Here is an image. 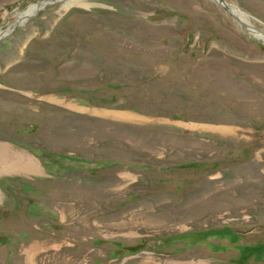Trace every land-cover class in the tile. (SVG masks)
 Wrapping results in <instances>:
<instances>
[{"label": "rangeland", "instance_id": "374dc122", "mask_svg": "<svg viewBox=\"0 0 264 264\" xmlns=\"http://www.w3.org/2000/svg\"><path fill=\"white\" fill-rule=\"evenodd\" d=\"M39 1L0 0V264H264V43L213 0Z\"/></svg>", "mask_w": 264, "mask_h": 264}, {"label": "bare ground", "instance_id": "6f19581e", "mask_svg": "<svg viewBox=\"0 0 264 264\" xmlns=\"http://www.w3.org/2000/svg\"><path fill=\"white\" fill-rule=\"evenodd\" d=\"M61 1V0H59ZM215 3V2H214ZM84 4V0H67V3H65V7L66 6H73V5H83ZM216 4V3H215ZM42 6H44V4H42ZM41 5L39 7H37V5H33V6H30L22 15H21V20H24L25 18L29 17L32 13H36L41 7ZM224 7L228 8L231 10V12L236 15V17H238V19L242 22V23H246L250 26V29H248L247 31L251 32V34H253V36L255 38L259 40H261L263 43H264V32L259 30L257 27H255L252 22L250 21L249 17L244 14L243 12H241L240 10H238L237 8H235L234 6H231L229 5L228 3H226L224 0H223V5ZM219 7V6H218ZM221 10L222 8L219 7ZM223 11V10H222ZM259 31L261 33H259ZM2 34V33H0ZM3 35V34H2ZM11 160V159H10ZM5 161V160H4ZM30 254V253H29ZM28 254V256H29ZM32 256V253L30 254V257ZM29 257V258H30ZM33 257V256H32ZM32 260V259H31Z\"/></svg>", "mask_w": 264, "mask_h": 264}, {"label": "water", "instance_id": "95a60500", "mask_svg": "<svg viewBox=\"0 0 264 264\" xmlns=\"http://www.w3.org/2000/svg\"><path fill=\"white\" fill-rule=\"evenodd\" d=\"M55 1H59V0H55ZM213 1L216 3L217 6H219V7L222 8L223 12H225L229 17H231L232 19H234V21H235L236 23H238L239 26H241L243 29H246V30L250 29V26H249L248 24H246V23H242V22L238 19V17H236V15H234V14L231 12L230 9H228V8H226V7H224V6H222V5H223V0H213ZM50 2H54V0H42V1L36 2V5H37V7H39L40 5L42 6V4L46 5V4L50 3ZM259 33H261V32L259 31ZM263 34H264V33H263ZM1 35H2V34H0V36H1Z\"/></svg>", "mask_w": 264, "mask_h": 264}]
</instances>
